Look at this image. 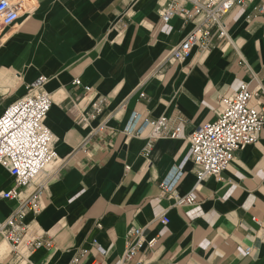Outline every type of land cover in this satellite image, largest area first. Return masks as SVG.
<instances>
[{
  "label": "crops",
  "instance_id": "obj_1",
  "mask_svg": "<svg viewBox=\"0 0 264 264\" xmlns=\"http://www.w3.org/2000/svg\"><path fill=\"white\" fill-rule=\"evenodd\" d=\"M166 3L36 0L33 13L0 34V117L46 78L53 101L46 126L57 153L20 190L23 198L45 186L41 212L27 214L25 223L52 247L20 261L0 236V264H75L76 258L78 264H122L132 227L142 228L146 244L128 264H264V139L238 150L219 179L199 188L194 164L186 161L190 136L217 119L221 98L245 83L257 92L251 106L264 100V0L226 16L235 47L194 51L174 64L165 61L169 52L195 24L179 16L164 23ZM98 100L100 113L93 108ZM135 114L137 129L160 117L180 119L182 135L151 141L150 127L128 134ZM163 183L173 185L172 194H163ZM14 187L0 166V192ZM174 195H192L195 203L177 206ZM17 206L0 199V222Z\"/></svg>",
  "mask_w": 264,
  "mask_h": 264
},
{
  "label": "built area",
  "instance_id": "obj_2",
  "mask_svg": "<svg viewBox=\"0 0 264 264\" xmlns=\"http://www.w3.org/2000/svg\"><path fill=\"white\" fill-rule=\"evenodd\" d=\"M251 0H167L161 9V19L168 23L174 17H182L195 24L194 29L185 40L175 46L168 54L169 64L185 62L194 51L210 52L218 46L222 48L234 46L228 34L225 18L236 7H243ZM36 0H0V34L7 28L17 24L23 15L34 12ZM242 59L241 55L239 54ZM47 79L39 78L28 93L15 101L0 117V166L9 172L15 187L0 192V199L17 200L18 206L12 215L0 222V236L6 240L18 260L27 261L29 255L41 248H51L52 242L25 223L27 214L38 215L41 212V195L44 185H39L31 194L21 198V189L29 188L56 162L57 153L51 131L46 126V119L53 104L51 95L45 90ZM80 85L79 81L75 82ZM88 91V89H87ZM257 92H252L243 83L233 96L221 98L220 112L215 121L199 127L190 136V149L186 161L195 167L196 188L209 178L219 179L227 170L234 154L248 145L256 144L264 139V100L254 106L250 102ZM103 101L98 100L93 108L96 113L102 111ZM76 120L83 126L88 119L78 113ZM140 116L135 114L126 129L128 134H140L142 128L152 129L151 141L160 138H180L183 132L182 120L174 117H160L155 121H146L141 129H137ZM103 126L100 130H103ZM149 151V148L146 149ZM176 179L182 175L178 169L174 173ZM164 195L173 193L172 184H162ZM177 206L192 205V195L179 197L174 195ZM168 223V218L162 219ZM146 244L142 228L132 227L126 238V250L122 264L135 259L138 252ZM93 247L105 254L106 250L98 242ZM85 253V251L83 252ZM250 255L251 248L245 250ZM79 263V258L74 260ZM137 264H143L138 262Z\"/></svg>",
  "mask_w": 264,
  "mask_h": 264
}]
</instances>
